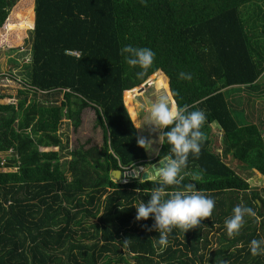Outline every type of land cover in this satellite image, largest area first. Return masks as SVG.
Returning a JSON list of instances; mask_svg holds the SVG:
<instances>
[{
  "label": "trees",
  "instance_id": "16d2710c",
  "mask_svg": "<svg viewBox=\"0 0 264 264\" xmlns=\"http://www.w3.org/2000/svg\"><path fill=\"white\" fill-rule=\"evenodd\" d=\"M18 1L0 0V28L31 29L34 20L26 78L15 103H0V152L13 150L7 166L17 167L0 172V264H264L249 252L252 239H264V190L228 164L264 177V0H33L13 23ZM127 44L156 53L142 78L119 54ZM155 73L173 102L206 114L183 183L215 200L210 217L174 228L162 251L154 220L137 221L133 206L155 182L111 177L159 159L137 145L146 133L134 103L135 88ZM86 108L101 146L68 149L63 120L77 129ZM168 149L160 145V155ZM241 203L257 217L229 237L224 221ZM86 217L97 222L87 226Z\"/></svg>",
  "mask_w": 264,
  "mask_h": 264
},
{
  "label": "clouds",
  "instance_id": "9594fccd",
  "mask_svg": "<svg viewBox=\"0 0 264 264\" xmlns=\"http://www.w3.org/2000/svg\"><path fill=\"white\" fill-rule=\"evenodd\" d=\"M146 2L147 0H141L143 4ZM119 54L129 69H139L136 75L140 78L153 65L156 56L151 48L136 47L132 44L122 46ZM179 78L191 80L192 77L191 74L181 72ZM206 118L204 111L189 110L187 105L181 106L173 102L169 95L162 94L150 104L147 122L138 128L141 130L148 128L150 133L157 134L155 140L138 137L137 145L146 152L154 153L159 159L155 164H149V168L141 167L135 171L133 178H125L144 183L150 177L155 182L148 200L145 202L141 199L133 206L136 209L137 221L147 220L150 216L154 220L152 227L159 233L155 238V244L160 251L169 246V235L174 228L185 232L200 225L204 218L212 215L215 207V200L199 191L194 183H183V170L187 166L189 155L198 158L200 154L203 135L201 127ZM154 143L167 144L168 152L160 155V151L152 147ZM53 149L39 147L41 151ZM8 151L0 152V154L4 155ZM11 153L13 154V150ZM142 172L146 174L143 179ZM201 178L200 173H193V180ZM245 217H257V213L243 203L234 206L231 215L224 221L229 237L239 234L245 223ZM249 252L253 257L264 255V239H252L249 242ZM214 264H226V262L216 259Z\"/></svg>",
  "mask_w": 264,
  "mask_h": 264
},
{
  "label": "rangeland",
  "instance_id": "374dc122",
  "mask_svg": "<svg viewBox=\"0 0 264 264\" xmlns=\"http://www.w3.org/2000/svg\"><path fill=\"white\" fill-rule=\"evenodd\" d=\"M31 5L33 10V0H19L11 11L13 12V14L8 18H10V20L12 19L11 21H13V23H20L21 20L23 21V18L19 17L18 14L21 15V13ZM23 17H27L26 14H24ZM33 21L34 20H32L31 29L33 28ZM31 29L18 28L8 30L7 27L0 28V95H4V97L0 99V103L16 102L17 91L22 87L21 83L26 78L27 66L30 63L29 57L32 42ZM156 74L157 73L153 74L152 77H149L146 82L135 88L136 95L134 96V103L137 105L135 111L138 119L141 122V127L147 122L148 108L150 104L154 102L158 98V96L167 93L165 87L158 88L156 86L157 84H154L156 80L155 76H157ZM262 78H264V76ZM139 88L141 91L138 93L137 91L139 90ZM58 101L60 100L58 99ZM257 102V99L255 100V102H253L255 103V107L259 106V102L258 104ZM135 127L138 128L136 125ZM212 127L213 131L218 137L217 140L220 144L219 140L222 132L216 127V124H212ZM143 132L146 133V135L143 136L145 138L151 137L153 140L157 138L156 133H151L152 135L150 136V131L148 128L143 129ZM262 133L264 136V130L262 131ZM59 134L61 136L63 144L67 143L68 149H74L79 146H83V148H88L91 146L100 147L102 143V130L99 126L96 125L95 115L92 108H86L82 111L81 123L75 130L72 128L69 122L64 119ZM152 147L157 148L160 147V145L154 143ZM146 153L150 155L149 157H153L151 159L156 158V155L154 153ZM8 154L12 156L11 152H8ZM64 159L66 160L67 158L63 157L61 160ZM228 164L232 168H234L238 174L247 178V181L252 188L264 190V177L259 172L245 171L241 168H238V165L233 162H228ZM258 219H264V213L263 216L258 217ZM96 222V218H85V224L87 226L91 223Z\"/></svg>",
  "mask_w": 264,
  "mask_h": 264
},
{
  "label": "water",
  "instance_id": "95a60500",
  "mask_svg": "<svg viewBox=\"0 0 264 264\" xmlns=\"http://www.w3.org/2000/svg\"><path fill=\"white\" fill-rule=\"evenodd\" d=\"M7 104V103H5ZM141 167H137L133 170H129V171H124V170H113L111 172V177L113 178V180L115 181H122L126 176L127 177H134V174H135V171H138ZM127 173V175H125ZM146 177V174L145 173H141V178H145ZM147 179H151L150 177H148ZM258 204L261 206V203L259 202V200H257ZM261 213H264V207H261Z\"/></svg>",
  "mask_w": 264,
  "mask_h": 264
},
{
  "label": "built area",
  "instance_id": "2783aa9c",
  "mask_svg": "<svg viewBox=\"0 0 264 264\" xmlns=\"http://www.w3.org/2000/svg\"><path fill=\"white\" fill-rule=\"evenodd\" d=\"M69 53L73 54L75 56H79L78 52H76V51H72V52L70 51ZM8 152H11V149ZM16 168L17 167L7 166V158L0 154V171H3V172L15 171ZM123 170L127 172V171H129V168L127 167V168H124ZM127 181H129V180L127 178H124L121 182L120 181H118V182L119 183H126Z\"/></svg>",
  "mask_w": 264,
  "mask_h": 264
},
{
  "label": "crops",
  "instance_id": "0c3cea01",
  "mask_svg": "<svg viewBox=\"0 0 264 264\" xmlns=\"http://www.w3.org/2000/svg\"><path fill=\"white\" fill-rule=\"evenodd\" d=\"M166 91H167L166 94L170 95V94H169V91H168L167 88H166ZM170 98H171V97H170ZM171 100H172V98H171ZM172 101H173V100H172ZM157 148H158V150H159L160 147H157ZM146 154H147V153H146ZM3 156H5V157L7 158V162H8V158L11 157L8 153H5ZM149 156H150V155L147 154V158H148V160H152L151 158H153V157H149ZM149 167H150V166H148L147 168H149ZM147 168H146V169H147Z\"/></svg>",
  "mask_w": 264,
  "mask_h": 264
}]
</instances>
